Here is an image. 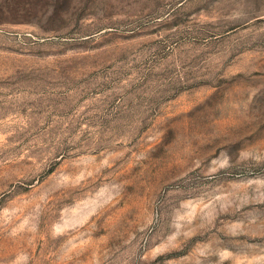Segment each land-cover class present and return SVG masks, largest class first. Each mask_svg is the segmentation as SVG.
<instances>
[{
  "label": "rangeland",
  "instance_id": "1",
  "mask_svg": "<svg viewBox=\"0 0 264 264\" xmlns=\"http://www.w3.org/2000/svg\"><path fill=\"white\" fill-rule=\"evenodd\" d=\"M0 264H264V0H0Z\"/></svg>",
  "mask_w": 264,
  "mask_h": 264
}]
</instances>
